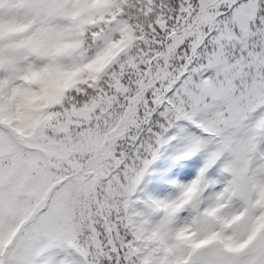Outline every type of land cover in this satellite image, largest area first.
I'll return each instance as SVG.
<instances>
[{"label":"snow or ice","instance_id":"obj_1","mask_svg":"<svg viewBox=\"0 0 264 264\" xmlns=\"http://www.w3.org/2000/svg\"><path fill=\"white\" fill-rule=\"evenodd\" d=\"M0 264H264V0H0Z\"/></svg>","mask_w":264,"mask_h":264},{"label":"rangeland","instance_id":"obj_2","mask_svg":"<svg viewBox=\"0 0 264 264\" xmlns=\"http://www.w3.org/2000/svg\"><path fill=\"white\" fill-rule=\"evenodd\" d=\"M150 168L156 172H147L148 179L142 182L140 187L145 195L156 199L175 196L178 189L173 186L172 182L175 181L177 185L185 184L193 179L196 174V170L191 166L190 161L180 162L169 154L161 156ZM160 178L163 180L161 181Z\"/></svg>","mask_w":264,"mask_h":264},{"label":"trees","instance_id":"obj_3","mask_svg":"<svg viewBox=\"0 0 264 264\" xmlns=\"http://www.w3.org/2000/svg\"><path fill=\"white\" fill-rule=\"evenodd\" d=\"M171 154L173 157H174V149H172L171 147H169V148H167L164 152H163V155L162 156H164V155H167V154ZM188 161H190L191 162V166H193L194 167V169L197 171L198 170V168L200 167V165H201V160H200V158L199 157H193V158H191L190 160H188ZM182 162V161H181ZM147 178H148V175H147V173H146V175H145V177L143 178V181L145 182L146 180H147ZM142 181V182H143Z\"/></svg>","mask_w":264,"mask_h":264},{"label":"bare ground","instance_id":"obj_4","mask_svg":"<svg viewBox=\"0 0 264 264\" xmlns=\"http://www.w3.org/2000/svg\"><path fill=\"white\" fill-rule=\"evenodd\" d=\"M148 172L155 173V172H156V170H154V169H153V171H152V170H151V168H149ZM159 173H161V172H159ZM160 179H161V181L163 180L162 178H160Z\"/></svg>","mask_w":264,"mask_h":264}]
</instances>
